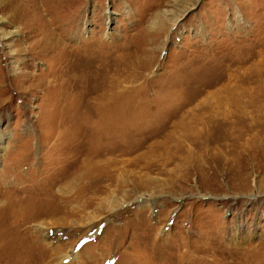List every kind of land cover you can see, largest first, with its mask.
<instances>
[{
  "label": "rangeland",
  "instance_id": "rangeland-1",
  "mask_svg": "<svg viewBox=\"0 0 264 264\" xmlns=\"http://www.w3.org/2000/svg\"><path fill=\"white\" fill-rule=\"evenodd\" d=\"M36 3L0 0V264H227L234 254L264 264L262 144L245 149V136L235 146L220 121L189 158L178 126L211 93L257 81L255 70L264 80V0H56L43 14L61 39L52 53L38 44L40 13L28 12ZM72 49L106 55L91 92L111 87L123 104L101 127L80 118L59 84ZM88 140L89 154L105 156L89 162L91 203L80 211L60 199L87 181L77 166ZM65 208L72 222L31 215ZM40 222L58 245L33 235Z\"/></svg>",
  "mask_w": 264,
  "mask_h": 264
},
{
  "label": "bare ground",
  "instance_id": "bare-ground-1",
  "mask_svg": "<svg viewBox=\"0 0 264 264\" xmlns=\"http://www.w3.org/2000/svg\"><path fill=\"white\" fill-rule=\"evenodd\" d=\"M34 2L39 3L38 6H37V3L35 6L31 5L32 10H29L28 12H32V14L35 12L40 13V16L38 17V19H34L33 16L31 17V18H33L32 22H34V23L36 22L39 25L40 24L42 25V29L39 30V36H40L41 41H39L38 44L40 46L42 44L43 48H46V50H47L46 53H52V52H54L53 47L55 45H59V43L61 42V39H60V36L58 39H56V37H55V35H56L55 29L57 27L52 26L54 20L53 21L51 19L48 21L45 20L43 14H45V17L47 16V13H48V11H47L48 7L47 6L51 2H56V0H34ZM51 6H52V4H51ZM51 14H52V12H51ZM46 50H41V52H45ZM70 51L71 52L67 56L69 61L66 60V61H68V66L65 68L66 76L62 75L61 81H59V84L62 85L61 87L66 88L65 90L67 92V95H70V96H68V100H70V98H71L72 101H75V99H76V102L74 103L75 104L74 107H79L83 110V117H80V118H82V120H84V122H86L88 124L87 120L89 122H91V118L94 117L95 118L94 124H96V125L99 124L98 127H101V124L107 123L109 121V115H110L109 112L111 113V111H113L114 109H117V108H115V107H118L117 105L123 104V102L119 103V100H118L119 98H116V99L112 98L111 87L108 90L107 89L106 90L101 89V90H99V92L95 91V93L97 94L95 96H93L94 95L93 91L91 92V88H90V86H91L90 82H92L91 77H93L92 75L95 73H103V71H101L99 69L101 68L100 63L102 62L103 57L106 55H104L103 53L98 54L97 52H99V51L94 52V53H89L86 55L80 53L83 50L77 51L75 49H72ZM109 54H111V53H109ZM43 55H44V53H43ZM99 61H101V62L99 63ZM105 61H106V59H105ZM107 61H108V59H107ZM109 62H110V60H109ZM120 62H122V61H120ZM18 63H19V60L16 61L15 59H11L10 67L12 68V70H13V68H16ZM75 63H77L79 65V67L75 68L74 67ZM126 63H124V64L126 65ZM128 63H129V61H128ZM114 65H116V64H114ZM108 66H109V64H108ZM127 66H128V64H127ZM104 69H106V68H104ZM258 71L259 70H255L254 73L252 74V77L258 76L257 81H252L251 83H248V81H245L246 83L243 82L245 85L244 84L241 85V84H237V83L235 84L236 81H234V86H232L230 88L227 87V89L224 88L223 94H222V91L220 89L214 93H211L209 96L204 97L203 101H199V102L195 103L193 108H190L187 110V113L189 114L187 119L188 120L190 119V125L186 127L185 122L180 120L178 122V126L182 127V132H183L182 134H183L184 140L186 139L187 143L190 142L192 144V146L194 147V149H190V148H188L189 145L187 146V149L189 150V152L191 154L189 158H191V157H193V155H195V153H194L195 149H199V147L206 148L209 146L208 145L209 140L212 137H216L215 136V133H216L215 132V124L219 123L220 121H224V123H226V125L232 126L228 130H225V135L224 134L223 135L225 138L228 137V140H230V138H233V141L235 142V146H236L237 141H239V140L241 141V140L245 139V136H246L248 138L245 139L244 141H248V142L245 143V144H247V147L245 149H254V147L258 148V147H260L259 143H261L263 148H264V84H262L264 80L263 81L261 80L263 73L260 71L258 72ZM78 74H80V77ZM76 75L78 77H75ZM246 84H248V85H246ZM112 87L115 88L116 86H112ZM119 91L121 92L122 90H119ZM130 94H131V92H130ZM194 100L195 99H191V102L193 103ZM124 102H126V101H124ZM69 106L71 107V105H69ZM92 108H93V112L91 111ZM91 112L93 113V116L91 115ZM76 117L77 116H75L73 113L72 118L75 120ZM182 123H184V124H182ZM180 125H182V126H180ZM236 126L241 127V128H236ZM259 126H262L260 130L258 129ZM243 129H245L246 131L245 130L243 131ZM253 129H258L259 132L255 131ZM174 133H176V130L173 129V131L170 132L169 136L173 135ZM248 133H250L251 135H254V136L248 135ZM98 139H99V137H98ZM182 142H184V141H181L179 145L176 144L177 147L181 146ZM84 145H85V142L81 144L82 147H84ZM239 145L241 147V144H239ZM85 146H86V151H84L85 148L82 149L80 147L81 152L83 150L84 159H82L81 163L79 162L80 163L79 166H77V170H79L80 165L83 163L85 171H81L80 174L77 175V177L80 176V177H78V179L80 181H83L85 179H87V181L85 183H83V185L81 187H79L78 190H76V192L74 194H72V193H69L71 195L66 194L67 195L66 197L61 196L62 199H60V200H64V202L68 203V204H72V203L77 202L80 205L79 206L80 211L85 209L86 207L90 206V203H91V200L89 199V197L87 198V194H89L88 190L91 188L92 184L90 183L91 181L87 178V176H84L87 173H90V171H88V170L91 168L90 165H92L93 162L90 164H89V162L91 161V158L92 159L97 158V159H95L97 162H94V163L99 164L100 162L98 161V157L105 156V155H103V152H104L103 150H100V152H98L96 155L89 154V153H91L90 150H89L90 152L87 151L88 150L87 148H89V140L86 142ZM159 147H161V146H159ZM162 148L164 149V147H162ZM5 150H6L5 147L0 146V157ZM189 152H188L187 157L189 156ZM88 158H90V160ZM79 159H77V161ZM106 161H108V160L106 159ZM151 165L149 164V166H151ZM86 168H87V170H86ZM92 171H93V169H92ZM238 179L243 180L242 178H238ZM98 180H99L98 178L93 179V182L96 181V184H97L96 186H93V191H94L93 193L94 194H95V192L97 193V191L100 188V185L97 182ZM46 189H43L44 191L42 192V194L49 196L52 193L53 186L48 187ZM60 191L61 190H59L58 192H60ZM4 196H6V194H4ZM8 196H9V193H8ZM58 199H59V197H58ZM3 205H4V203L1 202L0 207L3 208L4 207ZM73 209L74 208H72L71 210L65 208V211L58 209L54 212L53 211H51V212L45 211V212H40V213H31V215H33V217L36 218V216H40V215H43V216L47 215V216L55 217V216L61 214L63 216L62 220H64V221L70 220V222H72V220L74 219L73 217L75 216V211H73ZM50 224L52 226L49 224H48V226H51V227L57 225L58 219H52ZM3 226H4L3 218L1 219V217H0V228ZM21 226L23 227V225H21ZM19 228L21 230V227H19ZM33 229H34L33 235H38V234L41 235L48 246H53V245L59 244L58 241L56 240V237H54L55 234L50 233L47 225H45L43 222L35 224V226H33ZM52 239L54 241H51ZM21 245L22 244H20V246H19L20 249L22 248ZM2 247H4V246L2 245ZM9 247H10V245H9ZM59 247L60 246H58V248ZM16 248H18V247H16ZM4 249H6V248H4ZM56 249L52 248L51 251H53L55 253V252H57ZM30 250H31V248H30ZM18 251H19V248H18ZM11 255H13V254H11ZM75 255L76 254L69 256V255L64 254L61 258L66 260V258L68 259L69 257H74ZM234 255L231 257L232 261L227 263V264H246V261L242 260L241 258H239L240 260H238V262H237L236 259H234ZM235 258H236V256H235ZM233 259H234V262H233ZM43 262H44L43 258L38 259V263H36V264H39V263L41 264Z\"/></svg>",
  "mask_w": 264,
  "mask_h": 264
}]
</instances>
